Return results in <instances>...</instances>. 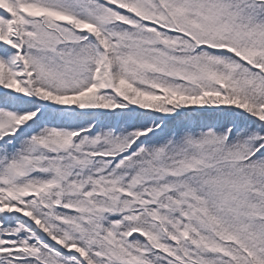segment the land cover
Here are the masks:
<instances>
[{"label": "snow or ice", "instance_id": "snow-or-ice-1", "mask_svg": "<svg viewBox=\"0 0 264 264\" xmlns=\"http://www.w3.org/2000/svg\"><path fill=\"white\" fill-rule=\"evenodd\" d=\"M0 264H264V0H0Z\"/></svg>", "mask_w": 264, "mask_h": 264}]
</instances>
